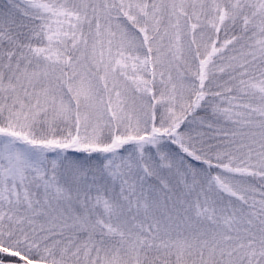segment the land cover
I'll use <instances>...</instances> for the list:
<instances>
[{
  "label": "snow or ice",
  "instance_id": "snow-or-ice-1",
  "mask_svg": "<svg viewBox=\"0 0 264 264\" xmlns=\"http://www.w3.org/2000/svg\"><path fill=\"white\" fill-rule=\"evenodd\" d=\"M0 264H264V0H0Z\"/></svg>",
  "mask_w": 264,
  "mask_h": 264
}]
</instances>
